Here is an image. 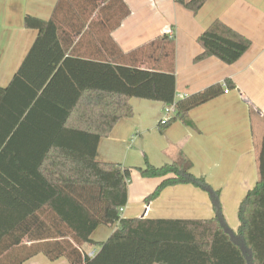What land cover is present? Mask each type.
Returning <instances> with one entry per match:
<instances>
[{
	"label": "trees",
	"instance_id": "1",
	"mask_svg": "<svg viewBox=\"0 0 264 264\" xmlns=\"http://www.w3.org/2000/svg\"><path fill=\"white\" fill-rule=\"evenodd\" d=\"M178 1L197 13L208 0ZM96 13L106 45L113 47L101 58L79 49L96 37ZM130 14L124 0H58L49 20L25 17V28L38 36L11 83L0 87V264H24L40 254L70 264H264V143L259 179L240 204L237 232L225 219L220 191L192 174L182 153L172 163L137 169L143 178L162 179L146 203L167 187L189 184L209 195L215 217L122 218L131 170L97 161L100 140L121 119L133 117L132 99L171 106L176 96L172 42L163 47L165 39H157L125 53L112 39ZM198 43L203 51L196 62L215 57L228 65L251 47L250 39L219 19ZM154 54L169 59V66L164 69ZM143 55L157 63L142 67ZM195 102H180L176 116L159 126L182 118ZM24 131L41 141L33 156L19 158L14 141ZM116 223L106 242L92 240L100 226ZM85 244L100 246L95 257Z\"/></svg>",
	"mask_w": 264,
	"mask_h": 264
},
{
	"label": "crops",
	"instance_id": "2",
	"mask_svg": "<svg viewBox=\"0 0 264 264\" xmlns=\"http://www.w3.org/2000/svg\"><path fill=\"white\" fill-rule=\"evenodd\" d=\"M58 0H0V87H7L38 36L26 29L30 15L49 20ZM131 14L111 37L125 53L144 47L157 39L175 46L176 95L188 96L186 113L166 127L167 106L161 102L134 98L131 118L121 119L112 132L100 140L96 159L131 170L128 204L122 218L150 220H210L215 217L209 195L189 184L165 188L146 203L161 178H143L138 168L147 164L160 167L184 154L191 163V173L202 177L222 193L221 203L229 227L240 226L238 208L259 179L258 157L264 143V0H208L197 12L175 0H124ZM94 15L96 37L81 42L80 52L92 57L107 56L113 47L105 42L106 31ZM221 20L251 41L249 50L234 64L210 57L195 58L203 49L199 36L215 21ZM76 44L78 36L74 37ZM73 48V46H72ZM164 69L170 60L162 54ZM156 64V58L143 55L141 66ZM161 67V68H162ZM220 85V92L216 87ZM226 90L228 93H226ZM176 97V96H175ZM41 140L27 132L15 138L17 156H33ZM12 157V155H9ZM146 163V165H145ZM136 172V173H134ZM134 181L136 184H134ZM119 228L100 226L92 235L97 243L106 242ZM83 249L88 255L100 246ZM24 264H70L62 258L50 261L43 254Z\"/></svg>",
	"mask_w": 264,
	"mask_h": 264
},
{
	"label": "built area",
	"instance_id": "3",
	"mask_svg": "<svg viewBox=\"0 0 264 264\" xmlns=\"http://www.w3.org/2000/svg\"><path fill=\"white\" fill-rule=\"evenodd\" d=\"M175 1H178V0H175ZM226 93H228V91L226 90ZM186 99H188V96H182V95H176V97H175V101H174V103H173V105H171V106H167V108H166V111H165V113H166V115L167 116H170L171 114H172V116L169 118V119H164V120H162V122L161 123H166L168 120H170L171 118H173L174 116H176V114L178 113V111H179V108H178V105H179V101H181V100H186ZM121 215H122V213H123V211H124V208H122L121 210ZM97 254V252L96 251H93V252H91L88 256L90 257V258H93V257H95V255Z\"/></svg>",
	"mask_w": 264,
	"mask_h": 264
},
{
	"label": "rangeland",
	"instance_id": "4",
	"mask_svg": "<svg viewBox=\"0 0 264 264\" xmlns=\"http://www.w3.org/2000/svg\"><path fill=\"white\" fill-rule=\"evenodd\" d=\"M145 165H146V163H145ZM131 170H133V171H134L135 169H131ZM135 171H136V170H135ZM134 173H136V172H134ZM130 180H131V179H130ZM130 184H131V183L129 182V183H128V186H130ZM134 184H136V183H135V181H134ZM220 194L222 195V193H221V192H220ZM222 207H223V206H222ZM239 207H240V205H239ZM237 211L239 212V208H238V210H237ZM86 247H87L88 249H90V248H91V247H89V246H86Z\"/></svg>",
	"mask_w": 264,
	"mask_h": 264
}]
</instances>
